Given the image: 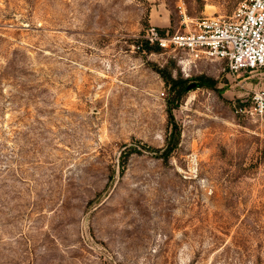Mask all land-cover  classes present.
<instances>
[{
  "label": "rangeland",
  "instance_id": "1",
  "mask_svg": "<svg viewBox=\"0 0 264 264\" xmlns=\"http://www.w3.org/2000/svg\"><path fill=\"white\" fill-rule=\"evenodd\" d=\"M241 1L0 0V264H264V69L144 48Z\"/></svg>",
  "mask_w": 264,
  "mask_h": 264
},
{
  "label": "built area",
  "instance_id": "2",
  "mask_svg": "<svg viewBox=\"0 0 264 264\" xmlns=\"http://www.w3.org/2000/svg\"><path fill=\"white\" fill-rule=\"evenodd\" d=\"M185 26L167 35L151 27L147 38L183 65L223 60L233 73L264 69V0H243L230 17L205 16ZM253 103L264 111V89L254 90Z\"/></svg>",
  "mask_w": 264,
  "mask_h": 264
},
{
  "label": "trees",
  "instance_id": "3",
  "mask_svg": "<svg viewBox=\"0 0 264 264\" xmlns=\"http://www.w3.org/2000/svg\"><path fill=\"white\" fill-rule=\"evenodd\" d=\"M162 35H164V29H158ZM174 32V31H173ZM144 48L148 51L154 52H162L164 49L158 43H151L149 39L144 40ZM158 73L166 81L167 85L169 86V94L170 97L168 98V113L170 116V122L172 124V133L170 138L168 139V144L166 148L161 152V156L168 160L169 157L172 155L173 151L176 149L180 133L178 130V125L174 119L173 109L178 106L180 100L188 93L190 90L195 89L197 87H209V88H216L217 87V80L213 77L207 76H200L197 82H191L188 79H185L181 76L174 77L170 71H168L167 67L164 69H157ZM133 150V148H131Z\"/></svg>",
  "mask_w": 264,
  "mask_h": 264
}]
</instances>
